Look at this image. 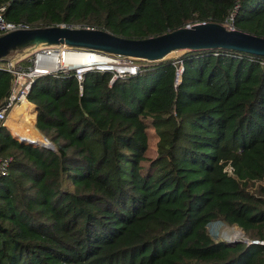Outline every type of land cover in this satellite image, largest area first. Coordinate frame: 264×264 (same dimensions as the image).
Listing matches in <instances>:
<instances>
[{"label": "trees", "instance_id": "16d2710c", "mask_svg": "<svg viewBox=\"0 0 264 264\" xmlns=\"http://www.w3.org/2000/svg\"><path fill=\"white\" fill-rule=\"evenodd\" d=\"M2 7L6 20L32 28L67 24L130 39L225 25L234 14L236 29L264 37V0ZM182 60L179 83L180 64L165 58L115 80L89 71L82 90L74 75L37 80L31 122L56 150L1 130L0 151L12 162L0 179V264H264V243L216 240L209 230L222 221L264 241V56L188 50ZM12 87L0 69V105Z\"/></svg>", "mask_w": 264, "mask_h": 264}, {"label": "water", "instance_id": "95a60500", "mask_svg": "<svg viewBox=\"0 0 264 264\" xmlns=\"http://www.w3.org/2000/svg\"><path fill=\"white\" fill-rule=\"evenodd\" d=\"M43 44H65L73 49H93L147 61L162 60L178 50L225 49L264 56V37L238 29H229L220 23L207 22L144 39H130L100 29L64 25L15 30L0 36V59L14 51ZM37 120L38 108L35 116L36 125ZM18 139L35 144L40 148L56 150L51 140L49 141L52 145L47 146L31 142L20 136ZM248 243L263 242L252 240Z\"/></svg>", "mask_w": 264, "mask_h": 264}, {"label": "built area", "instance_id": "2783aa9c", "mask_svg": "<svg viewBox=\"0 0 264 264\" xmlns=\"http://www.w3.org/2000/svg\"><path fill=\"white\" fill-rule=\"evenodd\" d=\"M4 9L5 7H2L0 10L3 11ZM234 22L233 14L225 26L234 30L236 29ZM60 25L74 27L67 24ZM192 26L189 24L187 27L190 28ZM30 28L32 27L26 22L8 21L0 14V36L15 30ZM136 60V58L131 56L106 53L93 49H73L65 44H43L11 53L0 59V69L6 70L13 77L12 90L0 105V133L3 128L9 127V118L15 108L23 106L25 102L32 104L29 101V95L38 79L46 76L63 77L74 75L78 79L82 90V83L87 72H110L113 75V80L125 78L136 75L140 71L142 65ZM177 63L180 64L177 69V83H179L184 71V65L183 60H179ZM18 136L21 137L19 134ZM11 162L12 157L4 156L0 151V179L9 175ZM235 240L252 241L248 238L240 239V237H236ZM260 242L264 243V241Z\"/></svg>", "mask_w": 264, "mask_h": 264}, {"label": "rangeland", "instance_id": "374dc122", "mask_svg": "<svg viewBox=\"0 0 264 264\" xmlns=\"http://www.w3.org/2000/svg\"><path fill=\"white\" fill-rule=\"evenodd\" d=\"M27 48H23L21 50H25ZM21 50H18V51H21ZM188 50H178V51H174L172 53H170L165 59H173L175 62L179 61V60H182L184 54L187 52ZM16 51H14L15 53ZM140 65H148L149 63H154L155 61H149L148 63L145 62V61H142V60H136ZM10 120L11 122L9 123V125L13 128V130L19 134V135H31V130L29 129V125L27 126H21L19 127L18 125V113L16 114H12L10 116ZM33 127V126H32ZM34 128V127H33ZM148 133H149V150H148V157L153 159V158H156L157 157V150H158V141H159V136L156 132V129L151 125L148 129ZM35 137V136H34ZM39 137V136H37ZM36 138V137H35ZM40 141H44V142H47L46 141V138L44 137L43 134H41V137H40ZM149 161H146L145 162V165H149ZM229 171L231 172L232 171V168L230 167L229 168ZM209 230H210V233L211 235L216 239V240H225V241H232V240H235L236 236H234V234H236V231H240L242 233V236L240 237V239H246V235H245V232L243 231V229H241L240 227L238 226H230V225H227L225 223H223L222 221H215V222H212L210 225H209ZM219 231V232H218ZM234 236V237H233Z\"/></svg>", "mask_w": 264, "mask_h": 264}, {"label": "bare ground", "instance_id": "6f19581e", "mask_svg": "<svg viewBox=\"0 0 264 264\" xmlns=\"http://www.w3.org/2000/svg\"><path fill=\"white\" fill-rule=\"evenodd\" d=\"M16 113H18L19 120L17 122H18L19 127H21V126H27V125L33 126L32 125V122H31V104L30 103L25 102V104L23 106L18 107V108H15L13 110V114H16ZM10 122H11V120L9 118V122L8 123H10ZM27 139H29V137ZM46 141L47 142H41V144L47 145V146H51L52 145L50 143V141H48L47 139H46ZM234 236L241 237L242 236V233L240 231H236V234H234Z\"/></svg>", "mask_w": 264, "mask_h": 264}, {"label": "crops", "instance_id": "0c3cea01", "mask_svg": "<svg viewBox=\"0 0 264 264\" xmlns=\"http://www.w3.org/2000/svg\"><path fill=\"white\" fill-rule=\"evenodd\" d=\"M33 105L37 109L36 105L35 104H33ZM33 127L31 125L29 126V129L31 130V135H28V136L27 135H21V137H24V138H26V140H29V141H32V142H36V143L44 142V141H40V137H41L42 133L34 125H33ZM7 129L12 133V135L14 137H16L17 139L19 138L18 134L13 130V128L10 125H9V127H7ZM37 136H39V137H37ZM28 137H29V139H27Z\"/></svg>", "mask_w": 264, "mask_h": 264}]
</instances>
